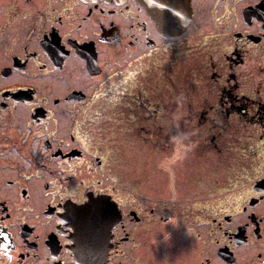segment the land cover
<instances>
[{"label": "flooded vegetation", "instance_id": "obj_1", "mask_svg": "<svg viewBox=\"0 0 264 264\" xmlns=\"http://www.w3.org/2000/svg\"><path fill=\"white\" fill-rule=\"evenodd\" d=\"M214 3L223 41L233 46L222 62L204 51L200 75L205 86L220 82L218 101L233 115L251 112V147L230 184L248 189L221 212L172 205L160 214L157 198L146 208L108 177L110 153L96 139L110 128L112 86L144 58L171 51L194 21L195 0L174 37L159 33L140 0H0V264H78L67 210L95 197L113 209L99 205L89 216L100 227L114 218L105 264H185L175 251L188 264H264V0ZM249 58L260 70L240 71ZM151 91L126 96L123 108L133 112L138 102L152 112L144 109ZM153 246L161 263L157 254L143 257Z\"/></svg>", "mask_w": 264, "mask_h": 264}, {"label": "rangeland", "instance_id": "obj_2", "mask_svg": "<svg viewBox=\"0 0 264 264\" xmlns=\"http://www.w3.org/2000/svg\"><path fill=\"white\" fill-rule=\"evenodd\" d=\"M214 2L195 0L194 21L186 33L170 45L171 51L166 52L168 50L165 48L158 58L148 56L139 63L141 68L147 67L145 70H149L150 66L152 70L155 69L151 80L154 86L148 96L151 101L158 100L159 103L145 106L152 112L144 114L143 110H135L134 103L129 102V109L130 105L134 109V118L127 121L130 115L128 111L125 123H110L109 131L103 133L105 138L100 136L101 140L96 139L110 153V157L106 155L108 177L121 179L125 184L122 190L127 191L125 195L128 199L140 202L146 208L155 206L153 197L157 198L160 214L172 205L181 207L183 213L202 210L221 212L229 204L238 202L248 189L247 184L233 188L230 184L238 182L235 173L239 165L236 160L244 156L241 152H247L248 146L251 147V112L248 113L249 119L241 114L233 115L231 108L228 111L226 102L222 105L218 101L220 82L205 86L200 75L204 51L211 52L214 62H222L225 61L224 54L233 46L223 41L221 27L225 23L219 18L221 7L218 6L217 10ZM213 32L214 40L200 42L203 36ZM185 44L192 46L185 50L190 57L184 55L186 59L183 58L182 62L170 63L173 53H177L176 50ZM166 64L170 70H156L161 66L165 68ZM261 66V61H251L249 58L240 71L250 67L259 69ZM169 85L174 89L167 92ZM246 90L245 85L240 87V91ZM254 141L253 137L252 143ZM99 173L102 172L97 171L96 175ZM154 220H158V215H154L149 222ZM174 222L173 219L171 224ZM181 237L190 236L185 232ZM192 243L198 244L194 237ZM207 243L208 247L213 244ZM153 249H149L150 253L144 252L143 257L146 259L148 255L151 261L150 255L153 257V254H157L161 263L162 255L155 246ZM175 254L181 256L178 261L188 264L183 251H175Z\"/></svg>", "mask_w": 264, "mask_h": 264}, {"label": "water", "instance_id": "obj_3", "mask_svg": "<svg viewBox=\"0 0 264 264\" xmlns=\"http://www.w3.org/2000/svg\"><path fill=\"white\" fill-rule=\"evenodd\" d=\"M146 11L155 18L157 29L162 36L174 37L182 32L191 17L190 0H140ZM101 205L104 213L113 212L112 207L101 197L90 198L82 205L68 208L67 214L71 223L77 225L75 234V252L78 264H104L108 249L107 232L112 220L104 223L103 227L91 220L89 216L98 213L97 206ZM87 211L73 214L70 209L83 208ZM109 206L111 209H109Z\"/></svg>", "mask_w": 264, "mask_h": 264}, {"label": "trees", "instance_id": "obj_4", "mask_svg": "<svg viewBox=\"0 0 264 264\" xmlns=\"http://www.w3.org/2000/svg\"><path fill=\"white\" fill-rule=\"evenodd\" d=\"M211 40L210 37L207 38H202L200 40V42L202 43H207ZM191 42V41H190ZM195 46V45H194ZM192 46H189L188 44L182 45L179 49H177V53H175V60L178 61L179 59L182 62V59H186L188 57H190V53L185 52V50H189L191 49ZM180 51V53H179ZM184 55L186 56V58L184 57ZM161 60H159V62H161ZM171 61V60H170ZM146 64V63H145ZM136 67H133L131 69H129L120 79H118V81L115 83V85L112 86V96H113V105H112V113L110 116L111 119V123H115V124H122L125 123L124 120L126 119V113H129L128 110L124 107L123 108V99L127 96V100H129V98H135L134 95H136L137 91L140 92H145L147 93L152 86V78H153V70L155 71V69L152 70V66H150L149 70H145L147 67H145L144 69L141 68L139 66V64H136ZM165 68H163V66L159 67L158 70L159 72L163 71V70H168V65H164ZM190 70H193V68H191ZM193 73V75L191 74ZM189 74H191L192 76H194V72H189ZM157 77V75H156ZM159 102V101H157ZM156 101H145L144 103H148L150 106L151 105H156L157 104ZM138 102H135L134 105V109L136 110V108H141L143 109V106L140 107L139 105H137ZM119 105V106H118ZM118 106V107H116ZM139 106V107H137ZM241 108V107H240ZM144 109H146L144 107ZM241 110L243 111L244 109L241 108ZM130 115L127 116V121L134 118L135 115L133 114V112L129 113ZM125 128V127H124ZM245 152V151H244ZM248 152V150H247ZM242 153V152H241Z\"/></svg>", "mask_w": 264, "mask_h": 264}, {"label": "snow or ice", "instance_id": "obj_5", "mask_svg": "<svg viewBox=\"0 0 264 264\" xmlns=\"http://www.w3.org/2000/svg\"><path fill=\"white\" fill-rule=\"evenodd\" d=\"M105 211H107V209L105 208L104 209ZM87 211V206L83 207V208H73V209H70V212H72L73 214H80V213H83Z\"/></svg>", "mask_w": 264, "mask_h": 264}]
</instances>
